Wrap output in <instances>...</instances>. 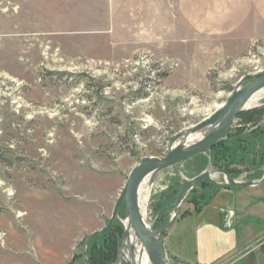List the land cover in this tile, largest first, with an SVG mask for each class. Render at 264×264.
<instances>
[{
    "label": "rangeland",
    "instance_id": "1",
    "mask_svg": "<svg viewBox=\"0 0 264 264\" xmlns=\"http://www.w3.org/2000/svg\"><path fill=\"white\" fill-rule=\"evenodd\" d=\"M146 1L0 0V264H127L125 201L112 232L85 244L133 169L165 157L241 80L264 74V0H157L152 19ZM262 128L264 96L221 140L236 143L217 163L234 181L264 178ZM214 162L211 150L144 184L143 220L156 236L190 189L183 178L210 172L209 190L228 186ZM190 194L163 236L169 251L195 208Z\"/></svg>",
    "mask_w": 264,
    "mask_h": 264
},
{
    "label": "crops",
    "instance_id": "2",
    "mask_svg": "<svg viewBox=\"0 0 264 264\" xmlns=\"http://www.w3.org/2000/svg\"><path fill=\"white\" fill-rule=\"evenodd\" d=\"M111 1L115 3V0ZM165 1L161 0L163 6ZM183 1L187 2L180 0L179 5ZM163 6L160 10L157 0H148L143 5L144 10H140L152 19V14L163 12ZM171 11L170 3H166L164 13ZM181 220L186 224L177 248L169 251L164 244L174 262L264 264V185L258 188L221 186L205 206L190 211Z\"/></svg>",
    "mask_w": 264,
    "mask_h": 264
},
{
    "label": "water",
    "instance_id": "3",
    "mask_svg": "<svg viewBox=\"0 0 264 264\" xmlns=\"http://www.w3.org/2000/svg\"><path fill=\"white\" fill-rule=\"evenodd\" d=\"M264 90V74L260 76L247 77L241 80L230 99L224 103L219 110H216L214 114L207 117L191 129L184 132L187 135H194L200 131L206 130V135L202 140L196 144L190 146L180 151H172V146L169 149V153L163 158L150 157L142 160L131 172L130 177L125 186L124 192L121 194L117 205L113 212V216L107 226L102 230L95 232L86 240L85 247L90 244V242L99 236L107 234L113 227L115 220L119 216V211L123 202H126V216L128 223L133 230L136 239L142 245L145 250L149 261L151 264H166L165 249L163 244V236L170 227L173 226L176 219V213L178 208L181 206L194 187L203 182L204 180L210 179L213 173L204 172L198 177L192 180H185L183 183L188 185L190 189L186 194L177 201V207L175 209L173 220L167 228H165L158 236H156L150 227L147 225L146 221L137 211V203L139 204V193L148 177H153L158 175L168 169L175 168L177 165L188 161L199 155H204L209 153L218 143L221 142L223 137L229 131L235 118L245 111V106L249 99L259 91ZM183 135H179L180 138ZM176 138V140H177ZM174 140L173 143L176 141ZM172 143V144H173ZM171 144V145H172ZM218 174H223L226 177L227 185L233 188H245V187H260L264 185V178L260 182L255 183H244L236 182L233 178L223 170H217ZM182 177V176H181ZM86 252V251H85Z\"/></svg>",
    "mask_w": 264,
    "mask_h": 264
},
{
    "label": "bare ground",
    "instance_id": "4",
    "mask_svg": "<svg viewBox=\"0 0 264 264\" xmlns=\"http://www.w3.org/2000/svg\"><path fill=\"white\" fill-rule=\"evenodd\" d=\"M262 96H264V90L259 91L256 94H254L249 99V101L247 102V104L245 106V111L257 108L259 100ZM205 135H206V130L200 131L199 133H196L194 135H187V134L183 133V135L180 138H177V140L171 145L172 146L171 149H172V151L177 152L180 150H184L188 147L190 148V146H192V145L196 144L197 142H199L200 140H202L203 137H205ZM150 178L151 177H148L145 180L144 184ZM144 184L142 185V188H143ZM142 188H141L140 193H139V204L137 203V211L139 212V214L143 218V215H142L143 205H142V202L140 199L141 193H142ZM149 192H150V189L147 190V193H149ZM144 194H146V193H144ZM144 206H146V205H144ZM144 211H145V209H144ZM124 226H125L126 235H125V240H124V248H123V251L121 254L122 259L127 264H151L145 250L143 249L142 245L136 239L135 234H134L133 230L131 229V227L128 223V220L124 221ZM126 247H128L129 252L126 251L124 253Z\"/></svg>",
    "mask_w": 264,
    "mask_h": 264
},
{
    "label": "trees",
    "instance_id": "5",
    "mask_svg": "<svg viewBox=\"0 0 264 264\" xmlns=\"http://www.w3.org/2000/svg\"><path fill=\"white\" fill-rule=\"evenodd\" d=\"M259 133L261 135L264 136V129L262 128V130L259 131ZM236 143H224V142H220L218 143L213 149H212V153L213 156L215 158V165L216 167L219 168V170L224 169L226 170V172L231 176L232 175V171H229L226 167H220V165H218V160L219 157L226 159L229 158L231 159L232 157L236 156L237 154V148H236ZM218 148V150H217ZM258 153L260 154L259 157H261V167H264V150L261 152L258 151ZM219 161H222L221 159ZM213 184L210 183V181L205 180L203 182H201L196 188L193 189V191H191V194L193 196H195V198L192 200V205L195 207V211L199 210L200 208H202L203 206H205L206 203L209 202V200L213 197V195L216 193V191H218L219 187H215L214 190H209L212 189ZM228 187V186H227ZM231 188V187H228ZM190 194V195H191ZM122 228H119V230H121ZM112 232L109 231L107 234H110ZM122 233L121 231H118L117 234ZM106 235V234H105ZM118 235H116L117 237ZM115 235L113 234V238L111 239V243L112 245L109 247V249L113 250L112 251V258H116V243H117V239H116Z\"/></svg>",
    "mask_w": 264,
    "mask_h": 264
}]
</instances>
